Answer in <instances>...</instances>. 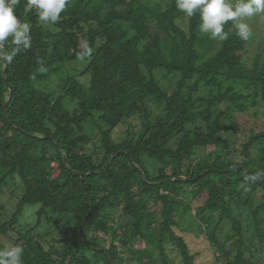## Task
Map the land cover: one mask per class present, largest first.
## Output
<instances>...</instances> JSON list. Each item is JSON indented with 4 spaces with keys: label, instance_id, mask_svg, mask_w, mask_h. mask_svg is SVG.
I'll use <instances>...</instances> for the list:
<instances>
[{
    "label": "trees",
    "instance_id": "16d2710c",
    "mask_svg": "<svg viewBox=\"0 0 264 264\" xmlns=\"http://www.w3.org/2000/svg\"><path fill=\"white\" fill-rule=\"evenodd\" d=\"M26 3L15 14L31 26V46L0 62V196L16 179L23 189L12 217L0 214V248L5 240L21 247L22 264H157L138 243L156 246L169 264L172 243L184 264H197L175 214L184 218L200 198L220 264H254L237 213L251 210L263 240L264 123L245 131L240 150L229 137L243 133L237 111L264 105V67L256 59L248 68L242 56L253 35L241 40L229 21L226 40L210 39L199 14L187 17L176 0H69L49 25ZM185 18L188 30L179 24ZM14 47L9 40L3 51ZM81 60L78 76L88 82L69 73L58 97L37 87ZM173 75L170 91L160 76ZM201 90L209 94L195 98ZM131 118L140 127L115 141ZM209 148L211 160L194 164L196 150ZM28 207L36 225L23 234ZM44 225L46 234L37 233ZM109 233L106 245L99 235Z\"/></svg>",
    "mask_w": 264,
    "mask_h": 264
},
{
    "label": "rangeland",
    "instance_id": "374dc122",
    "mask_svg": "<svg viewBox=\"0 0 264 264\" xmlns=\"http://www.w3.org/2000/svg\"><path fill=\"white\" fill-rule=\"evenodd\" d=\"M144 4L154 5V4H165L166 0H141ZM243 22L247 23L251 29V35H253L254 39L248 44L246 51L242 53L245 65L248 68H251L255 63L256 59H259L260 66L264 67V12L254 14L252 17L244 18ZM179 24L186 30H188V20L187 18L180 20ZM65 65V64H64ZM67 65V64H66ZM67 68H62V70L58 74H54L49 81L38 84L37 87L45 92L52 94L54 97H58L63 93V89L65 86V81L67 74H76L77 76L80 74V71H83L87 66V62L84 60L68 63ZM63 66V65H61ZM84 75L78 76L82 82H88V77H83ZM163 87L165 89H169L173 91L176 87V83L178 77L176 75L170 76L169 78H162ZM209 94L208 90H201L198 93H195V98L205 97ZM75 107L72 109L74 110ZM158 112V111H157ZM236 117L239 118V127L242 132L238 134L229 136L235 143L237 149L240 150V145L245 141L246 135L245 131L248 132L252 128H260V126L264 123V105H261L260 108L250 107L246 111L236 112ZM139 128L140 122L138 119H128L125 124L121 125L114 133V139L117 142L122 141L126 136L128 131L131 128ZM88 148H92L91 145ZM93 149V148H92ZM212 150L209 149H197L196 154L193 157V163L197 164L202 160H211L210 155ZM49 155L53 154V151L50 150ZM156 173V172H155ZM192 188H187V191L190 192ZM23 189L21 186V182L19 179H16L8 189H4V194L0 196V214L4 220H9L13 213L16 211L18 202L22 196ZM243 199V198H242ZM245 199V198H244ZM203 204L200 198H196L192 201V211L185 216L184 218L179 217V213L175 214V221L178 223L179 227L176 228V232L178 235H181L185 238L186 242L189 244L191 252L196 256L197 264H220L218 261V257H222V254L215 249L210 244L204 226L200 222V214L199 207ZM4 206V208H1ZM256 207V206H255ZM149 209L154 213H161L162 206L161 203L151 201L149 203ZM36 210V209H35ZM34 208L28 207L26 211L25 217L21 220V227L19 229L20 233H26L32 230L36 225V217H34ZM242 211H239L237 214L240 215L241 223L243 226V232L245 235V258L253 261L254 264H264V239L262 240L255 232V228L252 224V214L251 210L245 211V208H241ZM250 214V215H249ZM251 216V217H250ZM252 219V220H251ZM120 223H126V219L120 218ZM40 234H46L45 225L39 230L36 231ZM111 233V232H110ZM108 235H99L102 238V241H106L109 245L111 240V234ZM51 237V236H50ZM50 237L47 239L50 241ZM16 236L14 237V240ZM4 246L12 245V241L5 240L2 242ZM4 248V247H3ZM153 254V258L156 260L157 264H162L161 256L158 251V248L154 245L147 247L146 245L136 244L135 249H145ZM227 249H231V243L226 244ZM167 254V262L169 264H184L179 253L177 245L168 244L166 249ZM125 258L129 259L130 255L125 254ZM134 264H139L134 263Z\"/></svg>",
    "mask_w": 264,
    "mask_h": 264
},
{
    "label": "clouds",
    "instance_id": "9594fccd",
    "mask_svg": "<svg viewBox=\"0 0 264 264\" xmlns=\"http://www.w3.org/2000/svg\"><path fill=\"white\" fill-rule=\"evenodd\" d=\"M18 3L19 0H0V52L3 53L0 62L11 63L21 47L28 49L31 46V26L22 23L15 14ZM68 3L69 0H27L25 11L35 9L45 25L55 24ZM176 7L187 17L198 13L199 31L210 39L226 40L229 33L225 31V25L231 21L236 35L247 41L251 29L243 20L264 12V0H176ZM9 40L15 46L10 53L3 51ZM22 256L23 249L19 246L0 248V264H22Z\"/></svg>",
    "mask_w": 264,
    "mask_h": 264
},
{
    "label": "water",
    "instance_id": "95a60500",
    "mask_svg": "<svg viewBox=\"0 0 264 264\" xmlns=\"http://www.w3.org/2000/svg\"><path fill=\"white\" fill-rule=\"evenodd\" d=\"M5 82H7L6 78H5ZM6 107H7V105H5V114L7 116Z\"/></svg>",
    "mask_w": 264,
    "mask_h": 264
}]
</instances>
